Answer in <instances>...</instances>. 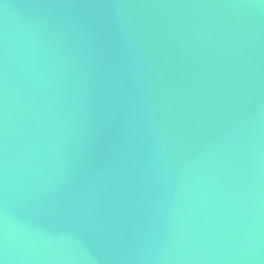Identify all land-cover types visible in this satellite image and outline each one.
I'll return each mask as SVG.
<instances>
[{"label": "water", "instance_id": "95a60500", "mask_svg": "<svg viewBox=\"0 0 264 264\" xmlns=\"http://www.w3.org/2000/svg\"><path fill=\"white\" fill-rule=\"evenodd\" d=\"M0 264H264V0H0Z\"/></svg>", "mask_w": 264, "mask_h": 264}]
</instances>
